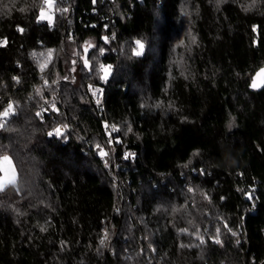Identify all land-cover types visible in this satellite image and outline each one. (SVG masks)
I'll list each match as a JSON object with an SVG mask.
<instances>
[{
	"label": "trees",
	"instance_id": "1",
	"mask_svg": "<svg viewBox=\"0 0 264 264\" xmlns=\"http://www.w3.org/2000/svg\"><path fill=\"white\" fill-rule=\"evenodd\" d=\"M51 5L0 0V264H261L264 0Z\"/></svg>",
	"mask_w": 264,
	"mask_h": 264
},
{
	"label": "snow or ice",
	"instance_id": "2",
	"mask_svg": "<svg viewBox=\"0 0 264 264\" xmlns=\"http://www.w3.org/2000/svg\"><path fill=\"white\" fill-rule=\"evenodd\" d=\"M45 3L51 4L52 3V0H45ZM253 4H255V0H253ZM23 10L24 9H21V11H23ZM63 11H66V9H64ZM41 18H43V16H41ZM18 30L19 31H23V29H18ZM105 39H107V38H105ZM193 42H195V37H193ZM136 44L139 46V48H140L141 51H135L134 50V54L135 55H140L141 52H142V50H143V44L140 41H136ZM101 52H103V50H101ZM41 55H43V54H41ZM48 55L51 56V50L49 51ZM87 63H88V61L85 60V65H87ZM100 69L104 71V74H105L104 75V78L106 79L107 78V75H108V72L110 70V66L100 65ZM260 72L261 73H264V69H261ZM259 75H260V73H257V76H259ZM256 86H257V84H256V81H255V78H254L253 79V83H252V87H256ZM37 91H39V90H37ZM97 103H99V101H97ZM11 109H12V105H9V108L3 111V113H2L3 117H8L9 116V112L11 111ZM37 115L39 116L40 113H37ZM3 127H5V125L4 124H0V128H3ZM113 128L115 129V126H113ZM128 131L129 132L132 131L131 126H128ZM55 133L57 135H61L60 129L59 128L55 129ZM48 135L49 136H52L53 133L52 132H49ZM109 142L111 143L112 141L110 140ZM115 142L116 143H119L120 141L117 139ZM97 147H99V145H97ZM100 154L102 156L107 155V153L103 152L102 150H101V153ZM125 158H127V156H125ZM3 161L6 162L7 164H11L12 163L10 157L7 156V155L3 156ZM188 191L191 192V191H193V189L189 188ZM225 227H227V225H225ZM41 230L43 231L44 229L42 228ZM183 231H186V230H183ZM229 231H231V230L229 229ZM219 232H220V229L218 228L217 229V238L215 239V242L216 243H220V240L218 239ZM233 235H235V233H233ZM106 239H107V233H105L104 238L101 239V241H100L101 245H103L105 243V240ZM201 243L202 244L204 243V241H203L202 238H201ZM183 246L184 245H181V247H183Z\"/></svg>",
	"mask_w": 264,
	"mask_h": 264
},
{
	"label": "rangeland",
	"instance_id": "3",
	"mask_svg": "<svg viewBox=\"0 0 264 264\" xmlns=\"http://www.w3.org/2000/svg\"><path fill=\"white\" fill-rule=\"evenodd\" d=\"M50 8H52L51 4H50ZM48 11L51 14L50 18H52L53 9H49ZM186 34H188L190 39L191 36L189 30L186 32ZM104 75L105 74H103V77ZM110 75H111V71L109 70L106 79H108ZM11 187H17V172H16L15 164L13 161L11 164H7L6 162L3 161L2 158L0 161V190H6Z\"/></svg>",
	"mask_w": 264,
	"mask_h": 264
},
{
	"label": "built area",
	"instance_id": "4",
	"mask_svg": "<svg viewBox=\"0 0 264 264\" xmlns=\"http://www.w3.org/2000/svg\"><path fill=\"white\" fill-rule=\"evenodd\" d=\"M104 88H98L96 91H95V93H94V98H95V102H96V104H97V106L99 107V109H104ZM97 101H99V103H97ZM3 123H6L7 122V119H2L1 120ZM113 126L114 125H110V127H109V130L110 131H113V130H115L114 128H113ZM61 132V131H60ZM52 133H53V135L52 136H55V137H58V136H60V135H57L56 133H55V130H53L52 131Z\"/></svg>",
	"mask_w": 264,
	"mask_h": 264
},
{
	"label": "water",
	"instance_id": "5",
	"mask_svg": "<svg viewBox=\"0 0 264 264\" xmlns=\"http://www.w3.org/2000/svg\"><path fill=\"white\" fill-rule=\"evenodd\" d=\"M262 69H264V67ZM260 70L257 72V73H260V75L257 76V73H256L255 76L253 77V79L255 78L257 86L252 87L253 80L250 85V89L253 91H257V92L262 91L264 89V73H261ZM261 264H264V261Z\"/></svg>",
	"mask_w": 264,
	"mask_h": 264
}]
</instances>
